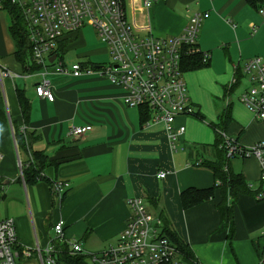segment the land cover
Listing matches in <instances>:
<instances>
[{
    "label": "crops",
    "instance_id": "1",
    "mask_svg": "<svg viewBox=\"0 0 264 264\" xmlns=\"http://www.w3.org/2000/svg\"><path fill=\"white\" fill-rule=\"evenodd\" d=\"M258 10L248 0H159L147 13L128 7L131 23L149 27L153 35L164 38L180 35L196 13L209 14L196 39L198 51L208 55L207 65L183 72L188 100L204 120L178 117L174 127L185 131L174 142L163 124H153L150 118L141 123L139 109L123 104L125 91L105 77L74 78L50 72L53 102L36 96L37 77L32 83L26 82L30 77L22 78L21 86L7 80L12 110L6 106L7 118L0 113V220L13 221L20 248L35 256L54 242L69 247L76 241L86 258L114 248L131 215L127 202L139 198L148 214L161 223L163 217L169 230L187 245L195 264H258L264 251V198L255 158L233 156L230 159L238 161L233 166L228 163V169L241 175L248 188L246 194L226 190L225 212L231 210L230 221L218 208L219 188L211 199L188 210L180 204L182 191L216 185L211 170L201 163L215 160L216 136L209 125H216L226 108L231 122L224 137L242 148L264 141V125L239 101L251 84L242 68L254 58L264 61V19ZM80 33L67 52L82 47ZM81 53L78 57L87 59L82 63L101 65L89 60L90 52ZM15 87L24 88L30 100L27 123L18 108ZM0 88L6 103L4 85ZM12 123L33 135L34 151L44 152L56 163L44 170V177L68 184L63 199L54 198L46 180L24 182L18 163H25L27 157L18 151ZM206 125L214 136L212 144L199 137L202 133L211 141ZM85 126L91 131L72 135L73 128ZM161 173L163 178L158 177ZM60 220L64 223L61 242L53 230ZM69 254L73 255L71 247Z\"/></svg>",
    "mask_w": 264,
    "mask_h": 264
},
{
    "label": "built area",
    "instance_id": "2",
    "mask_svg": "<svg viewBox=\"0 0 264 264\" xmlns=\"http://www.w3.org/2000/svg\"><path fill=\"white\" fill-rule=\"evenodd\" d=\"M159 0H0V13L8 16L15 9L24 21V30L31 52V62L40 67L31 74L12 73L0 61V86L5 79L37 77L34 87L38 98L54 101L49 73L79 78L96 74L105 77L113 85L125 91L123 104L128 108H144L149 111L150 122L163 124L171 141L184 133L185 128H175L178 117L194 116L183 79V57L198 51L196 39L201 23L208 13H196L182 33L173 38L158 37L149 27H137L128 20L127 10L142 13ZM264 19V5L258 10ZM264 25V22H263ZM84 26L94 29L105 47L109 62L101 65L84 66L76 63L69 68L58 56L59 44L68 35L76 34ZM253 31L255 27L252 26ZM201 53V52H200ZM54 56L52 63L49 59ZM203 61L208 59L203 54ZM242 75L251 83L239 96V101L264 125V61L254 58L242 68ZM237 83L235 77L230 83ZM12 128V127H11ZM90 126L73 128L75 137L91 131ZM25 132V128L21 127ZM14 138V131L12 128ZM15 140V138H14ZM227 157L255 158L260 167L261 194L264 198V141L242 148L224 137ZM2 155L0 154V162ZM199 165V162L196 164ZM21 170V163H18ZM164 173L159 174L163 178ZM219 183V182H218ZM68 184L53 182L52 192L61 200ZM131 215L114 248L88 255L92 264H186L178 249L162 234L160 219L151 216L139 198L127 202ZM64 223L54 225L57 241L63 240ZM72 254H81L78 242L70 243ZM53 245L43 258L20 248L12 220H0V264H55L52 258ZM35 257V258H34ZM258 264H264V251Z\"/></svg>",
    "mask_w": 264,
    "mask_h": 264
},
{
    "label": "trees",
    "instance_id": "3",
    "mask_svg": "<svg viewBox=\"0 0 264 264\" xmlns=\"http://www.w3.org/2000/svg\"><path fill=\"white\" fill-rule=\"evenodd\" d=\"M248 2L255 8L260 9L264 5V0H248ZM9 17L11 24L8 27V32L11 40L15 44V51L12 53L17 63L22 67L21 75L31 74L35 71H39L41 68L35 66L31 62V52L29 49V43L24 30V21L21 15L15 10H10ZM79 33V32H78ZM76 34L68 35L59 44L58 56L63 61L64 55L67 53L69 45L77 39ZM84 66H94L89 61L82 63ZM207 65V61H203L202 53L198 52L195 54L186 55L182 61V72L194 71L203 68ZM93 68V67H92ZM236 81L240 80L239 76L236 75ZM237 83L231 85L234 87ZM15 97L18 108L24 123H27L30 116V100L26 95L24 88L15 87ZM141 123H144L150 118L149 111L146 109L139 108ZM194 117L204 120L203 116L195 113ZM218 123L216 125L210 124L209 126L215 131L216 140L213 145L215 148V160L211 162L201 163L202 167L208 168L214 175L216 185L209 189H196L189 188L181 192L180 204L183 210H188L194 206H197L205 201H208L214 196V192L219 188L222 192V201L218 208L223 217H227L230 221L231 210L228 209V213L225 212L226 190H230L234 193H248L247 185L244 178L239 174H234L228 169L229 159L227 157V151L225 148L224 136L222 135L224 130L231 122L230 110L226 108L223 113L218 115ZM14 138L18 151L25 154L27 161L21 164L22 177L26 184H34L38 180H46L44 177V170L56 163L50 161L44 152L34 151L32 149V143L34 141L33 135L21 131V127H18L12 123ZM50 190L52 192L53 182L46 180ZM219 182V183H218ZM53 195V192H52ZM65 197L63 194L62 198ZM162 219V234L171 241V243L179 250L184 261L188 264H195L193 255L189 251L187 245L184 244L173 232L168 228L166 221ZM54 253L52 258L56 264H86V256L81 254H69V247L66 244L53 243ZM43 258L45 257L42 254Z\"/></svg>",
    "mask_w": 264,
    "mask_h": 264
},
{
    "label": "rangeland",
    "instance_id": "4",
    "mask_svg": "<svg viewBox=\"0 0 264 264\" xmlns=\"http://www.w3.org/2000/svg\"><path fill=\"white\" fill-rule=\"evenodd\" d=\"M139 18H140V16L137 17V19H139ZM10 24H11L10 17L6 13H0V61L2 64H6L8 69L12 73L17 74V75H21V72H20L21 69H19L18 65L16 64L15 58L12 54L15 51V44L11 40V38L9 36V32H8V27ZM80 35L81 36H80L79 41L83 42L82 47H80V48L74 47L73 49H71L69 52H67L64 55L63 62L66 65V67L69 68L73 64L82 63V62L86 61L87 60L86 58L80 59L78 57V55L82 54L81 52H86V53L90 52L91 57L89 60L92 63H97V64L103 65V64H106L107 62H109L110 59H109V55H108L106 49H104L105 52L103 51V53L102 52L99 53V51L101 50V47H104V46L101 43V41L99 40V38L97 37L93 28H91L90 26H84V28L81 29ZM82 50H84V51H82ZM13 79H14V82L16 85H18V86L24 85V80L21 77L13 78ZM7 80H9V79L3 80V85H4V89H5V94H6L5 95L6 96V98H5L6 103L4 101V97L2 95L1 88H0V113H2L6 118H7L6 106L9 108V112L12 110V100L10 97V92H8L9 82H7ZM35 80H36V78L33 76L30 78H27L26 82L32 83ZM208 108H209L208 105L207 106L205 105V110L208 111L209 110ZM203 115L206 117V115L204 113H203ZM183 117H190V119H196L193 116H183ZM208 122L209 121H207V123ZM204 128H205L206 133L208 131L207 137L211 138V141L207 142L206 141V135L200 133L199 137L202 136V140H203L201 142H204L205 144H212L214 141V136H213L212 130L210 129V127L208 125H206ZM235 161H238V159H236V158L230 159L229 160L230 165L233 166L232 164L236 163ZM86 264H92L89 258H86Z\"/></svg>",
    "mask_w": 264,
    "mask_h": 264
},
{
    "label": "water",
    "instance_id": "5",
    "mask_svg": "<svg viewBox=\"0 0 264 264\" xmlns=\"http://www.w3.org/2000/svg\"><path fill=\"white\" fill-rule=\"evenodd\" d=\"M55 57L52 56L50 59H49V62L52 63L54 61ZM57 264V263H56Z\"/></svg>",
    "mask_w": 264,
    "mask_h": 264
}]
</instances>
